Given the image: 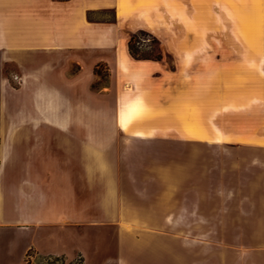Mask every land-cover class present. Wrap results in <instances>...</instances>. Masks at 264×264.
<instances>
[{
	"label": "crops",
	"instance_id": "crops-1",
	"mask_svg": "<svg viewBox=\"0 0 264 264\" xmlns=\"http://www.w3.org/2000/svg\"><path fill=\"white\" fill-rule=\"evenodd\" d=\"M261 17L264 0H0V106L18 105L16 116L0 115V228L52 225L63 213L61 221L82 218L91 196L93 219L111 218L106 196L116 195L122 172L134 170L138 139L202 141L204 134L214 140V130L203 127V108L217 114L262 100L236 96L234 87L259 72L264 42L208 30L254 27ZM139 29L161 31V59L131 56L128 40ZM6 62L17 67L16 87L3 74ZM108 98L110 131L83 115L103 110ZM120 108L142 109L134 119L130 114V131L114 126L127 130L118 121ZM215 123L223 136L264 140L262 133ZM72 189L85 198L82 204L69 198ZM120 243L133 255L82 264H182L147 240Z\"/></svg>",
	"mask_w": 264,
	"mask_h": 264
},
{
	"label": "rangeland",
	"instance_id": "rangeland-1",
	"mask_svg": "<svg viewBox=\"0 0 264 264\" xmlns=\"http://www.w3.org/2000/svg\"><path fill=\"white\" fill-rule=\"evenodd\" d=\"M258 24L208 30V35H244L264 42V17ZM139 30L134 32L133 41L138 52H155L158 47L162 54L161 31L156 34ZM202 45L206 49L212 47L205 41ZM249 45L253 47L252 43ZM259 52L263 55L259 72L250 71V83L235 85L234 90L236 96H260L262 100L217 114L210 107L203 108V127L214 130V140L206 139L204 134L202 141L138 139L132 145L138 149L134 170L122 172L121 187L113 189L116 195L106 196L105 211L111 218L93 219L95 200L91 196L92 207L82 218L70 214L61 221L66 215L63 213L52 225L30 223L21 232L0 228V264H41L47 260L82 264L86 259L97 263L121 253L129 258L133 252L120 240H147L154 250H164L159 254L182 264H264V140L223 136L215 123L242 132L264 134V50ZM169 60L172 64L171 57ZM249 63L252 67L258 66L255 60ZM102 70L100 65L98 72ZM16 73V65L6 62L3 74L14 87ZM103 102V110L90 109L83 115L103 121L102 128L110 131L114 106L110 98ZM141 110L120 108L118 121L127 130L118 124L114 125L116 129L130 131V114L134 119L141 115ZM17 114L16 101L0 106L2 116ZM122 142L123 148L129 147L128 140ZM4 160L0 157L2 163ZM163 165H168L170 170L168 167L169 171L164 172L156 169H162ZM69 194L77 204L85 201L73 189ZM12 240L16 243L14 248ZM158 256L155 252L154 258Z\"/></svg>",
	"mask_w": 264,
	"mask_h": 264
},
{
	"label": "trees",
	"instance_id": "trees-1",
	"mask_svg": "<svg viewBox=\"0 0 264 264\" xmlns=\"http://www.w3.org/2000/svg\"><path fill=\"white\" fill-rule=\"evenodd\" d=\"M139 31L141 33H143V30H139ZM135 36H136L135 33H133L128 40V50H129V53L131 54V56H133L134 58H137V59H155V60H158L162 57V54H161L158 47L155 48V52H138V50L133 45V41L135 40ZM150 40L155 41V43H156V39L154 37H151ZM95 70L98 71L97 68H95Z\"/></svg>",
	"mask_w": 264,
	"mask_h": 264
},
{
	"label": "built area",
	"instance_id": "built-area-1",
	"mask_svg": "<svg viewBox=\"0 0 264 264\" xmlns=\"http://www.w3.org/2000/svg\"><path fill=\"white\" fill-rule=\"evenodd\" d=\"M63 264V263H61V262H59V261H51V260H47V261H45V262H42L41 264Z\"/></svg>",
	"mask_w": 264,
	"mask_h": 264
}]
</instances>
